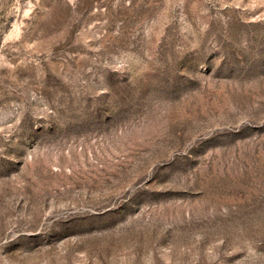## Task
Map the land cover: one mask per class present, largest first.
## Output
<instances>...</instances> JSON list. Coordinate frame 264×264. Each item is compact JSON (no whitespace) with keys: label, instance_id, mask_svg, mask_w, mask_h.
<instances>
[{"label":"rangeland","instance_id":"rangeland-1","mask_svg":"<svg viewBox=\"0 0 264 264\" xmlns=\"http://www.w3.org/2000/svg\"><path fill=\"white\" fill-rule=\"evenodd\" d=\"M0 264H264V0H0Z\"/></svg>","mask_w":264,"mask_h":264}]
</instances>
